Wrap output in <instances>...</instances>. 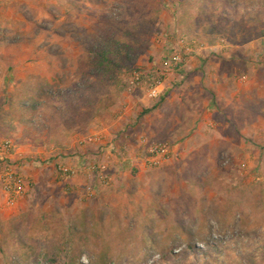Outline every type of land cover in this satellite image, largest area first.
Masks as SVG:
<instances>
[{
    "label": "rangeland",
    "instance_id": "374dc122",
    "mask_svg": "<svg viewBox=\"0 0 264 264\" xmlns=\"http://www.w3.org/2000/svg\"><path fill=\"white\" fill-rule=\"evenodd\" d=\"M263 29L264 0L0 1V142L27 184L0 187V264H264ZM108 38L137 56L124 92L89 66Z\"/></svg>",
    "mask_w": 264,
    "mask_h": 264
},
{
    "label": "built area",
    "instance_id": "2783aa9c",
    "mask_svg": "<svg viewBox=\"0 0 264 264\" xmlns=\"http://www.w3.org/2000/svg\"><path fill=\"white\" fill-rule=\"evenodd\" d=\"M188 51L190 52V50ZM170 63L173 65H181L184 63V59L181 55H174L171 57ZM134 80L135 81L131 82V85L138 82L139 77L136 76ZM161 87V84L152 87L148 91L147 97L151 100L158 98ZM147 144L148 143L145 144L147 146L146 152L148 154L147 162L150 167H158L161 163L167 161L171 157L172 148L167 143ZM12 151L13 145L10 141L0 142V187L2 192L11 199L23 196L27 188L23 176L15 171L9 164ZM87 171L86 175L88 178H95L96 174H98L97 167H92ZM60 172L64 177H73L76 173L72 167H60ZM87 194L89 196H94L95 193L91 186H87Z\"/></svg>",
    "mask_w": 264,
    "mask_h": 264
},
{
    "label": "trees",
    "instance_id": "16d2710c",
    "mask_svg": "<svg viewBox=\"0 0 264 264\" xmlns=\"http://www.w3.org/2000/svg\"><path fill=\"white\" fill-rule=\"evenodd\" d=\"M258 6H256L257 10H259ZM260 37H264V29L260 31ZM88 53L89 66L99 72L101 82L116 91L124 92L137 61L133 49L114 38H108L93 46ZM30 92L29 95L33 91Z\"/></svg>",
    "mask_w": 264,
    "mask_h": 264
},
{
    "label": "crops",
    "instance_id": "0c3cea01",
    "mask_svg": "<svg viewBox=\"0 0 264 264\" xmlns=\"http://www.w3.org/2000/svg\"><path fill=\"white\" fill-rule=\"evenodd\" d=\"M264 39V38H263ZM262 41V40H261ZM262 43H264V42H262ZM264 50V46H263V48H261L260 49V52L262 51L263 52V50ZM257 85H263V87H264V83L263 82H257ZM261 92L262 93H264V89H261ZM263 95V96H262ZM264 98V94H261V96H259V98L257 97V99H255V102H256V104H258L259 103V100L261 101V99H263ZM240 101V103H241V101L243 102H247V99H244V98H240L239 99ZM208 106L209 107H212L213 105H212V103L210 102L209 103V105L208 104H205V103H202L200 100L199 101H197V102H195L194 104H193V107H196L195 108V111L193 110V111H191V114H196V116L198 117V118H204L205 116H209V117H214V113L212 112L211 114H209V112L207 111V108H208ZM240 106H241V104L239 105V106H237V108H239V110H240ZM242 109H243V111L245 110V107H242ZM249 110L250 111H252L253 112V114H256L257 113V111H259L260 109H259V107H257V105H255V106H253V107H251V108H249ZM246 111V110H245ZM190 113V111H189V109H188V114ZM151 115V114H150ZM227 115V117H231L232 116V114H230V112H229V114H226L225 113V116ZM150 127H148L147 126V119H143V123L142 124H140V125H138L137 126V128H135V130L134 131H136L137 132V134L138 133H142V134H149V132H151V128L149 129ZM199 128L202 130L203 128H204V123H202V122H200L199 123ZM132 130V129H131ZM222 130H223V133H222V135H223V142L225 143V141H227V142H230L231 141V129L228 127H226V128H222ZM199 134H200V132H199ZM221 135V136H222ZM226 135H227V137H226ZM144 147H146V145L144 146ZM133 163H136V164H138V166H139V168H142V164L140 163V161L136 158V157H134V155H133V157L130 159Z\"/></svg>",
    "mask_w": 264,
    "mask_h": 264
}]
</instances>
